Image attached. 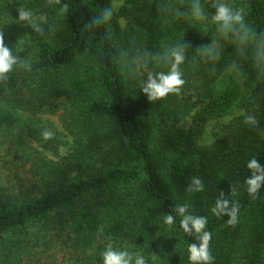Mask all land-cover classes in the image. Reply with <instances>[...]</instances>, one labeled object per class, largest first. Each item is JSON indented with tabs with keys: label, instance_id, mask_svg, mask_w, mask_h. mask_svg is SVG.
I'll use <instances>...</instances> for the list:
<instances>
[{
	"label": "trees",
	"instance_id": "16d2710c",
	"mask_svg": "<svg viewBox=\"0 0 264 264\" xmlns=\"http://www.w3.org/2000/svg\"><path fill=\"white\" fill-rule=\"evenodd\" d=\"M124 2L122 28L112 0H0V34L17 56L0 79V160L28 174L13 188L0 182V264H103L109 245L146 264H198L187 249L204 232L212 264H264V180L255 195L245 184L252 159L264 175V0ZM221 3L242 13L244 29H220ZM20 7L34 26L17 19ZM104 8L111 19L92 23ZM170 50L184 57V84L149 101L141 84L168 70ZM231 65L251 77L255 123L201 148L206 122L240 102L238 86L220 79ZM42 110L60 111L63 134L43 137L31 118ZM178 206L205 219L199 233L183 231Z\"/></svg>",
	"mask_w": 264,
	"mask_h": 264
},
{
	"label": "clouds",
	"instance_id": "9594fccd",
	"mask_svg": "<svg viewBox=\"0 0 264 264\" xmlns=\"http://www.w3.org/2000/svg\"><path fill=\"white\" fill-rule=\"evenodd\" d=\"M64 9H61L63 11ZM17 19L19 21H26L30 25L34 26L36 23L33 20V13L30 10L20 7L17 10ZM194 15L197 19H203L200 15L199 7L196 8ZM112 17V9L104 8L100 19L94 18L92 23L99 24L101 21L108 22ZM213 21L218 23L221 30H228L232 28L244 29L245 25L243 22V15L238 10H233L227 4L221 3L216 7V12L212 17ZM247 31V30H246ZM184 57L177 50H170L165 53V66L168 68L167 71H159L156 73L155 77L151 73L148 74L147 81L144 82L142 87V92L148 97V100H157L159 98L165 97L169 93H179L181 86L184 84L182 79V73L179 66L183 63ZM17 63V56L13 55L10 48L4 43L3 34H0V79L6 77V74L12 71L13 66ZM247 123H255L253 117H246ZM52 133L45 131L43 137L49 139ZM249 169H253V175L245 181L247 186V192L250 195H255L257 190L261 186V181L264 180V175H257L260 171V167L255 161V159L250 160L247 163ZM194 184L199 185L200 181L198 179L193 180ZM227 206V202H217L216 207L212 209L214 214H219V211ZM185 211L184 207L177 208V212L183 218L180 221V227L185 233L189 232V224H191V229L196 233H199L205 225L204 218H194L187 215H182ZM237 207L233 206L228 212L230 220L228 223H235L237 216ZM164 223L167 225L173 224V216L165 215ZM211 238L209 232H204V234L199 237L201 243L199 247L195 244H190L188 246V259L193 262H202V264H212L213 257L210 254L208 243ZM103 264H130L134 260L135 264H146L144 256L140 254L130 253L127 250L118 251L114 250L111 245L106 247L102 253Z\"/></svg>",
	"mask_w": 264,
	"mask_h": 264
},
{
	"label": "rangeland",
	"instance_id": "374dc122",
	"mask_svg": "<svg viewBox=\"0 0 264 264\" xmlns=\"http://www.w3.org/2000/svg\"><path fill=\"white\" fill-rule=\"evenodd\" d=\"M124 4V0H112L113 9L120 15L119 20L122 28L127 27V20L121 15ZM123 54H125L123 56V66H125L129 60L126 56V52ZM135 61L137 62V58H135ZM139 75H142V73L139 72ZM220 79L238 86L241 96L240 102L230 109L224 116L212 118L206 122L205 127L202 129L201 133H199L197 138V144L201 148H208L222 139H228L230 141L232 139L231 131L234 124L244 121L246 120V117L250 116V109L248 106L251 104L249 94L252 81L247 69L242 65L227 66L222 72ZM137 82L140 84V80H137ZM141 86L143 87V83ZM59 114V110L54 113L42 110L33 113L31 118L34 125L39 127L41 131H48L52 133V135H59L60 133H64L59 121ZM183 126L189 128L191 126V120L183 121ZM68 154V147L63 146L61 149V155L66 157ZM11 158L10 155H4L0 160V182L7 185L9 188L19 185L22 181L24 182L28 175L26 173V167H24L20 161H11Z\"/></svg>",
	"mask_w": 264,
	"mask_h": 264
}]
</instances>
